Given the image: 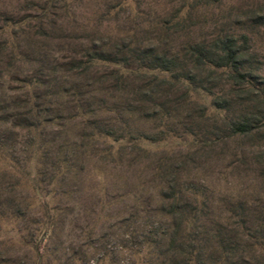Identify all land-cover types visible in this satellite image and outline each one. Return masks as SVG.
Returning a JSON list of instances; mask_svg holds the SVG:
<instances>
[{
	"label": "rangeland",
	"instance_id": "rangeland-1",
	"mask_svg": "<svg viewBox=\"0 0 264 264\" xmlns=\"http://www.w3.org/2000/svg\"><path fill=\"white\" fill-rule=\"evenodd\" d=\"M191 1L0 0V94L10 97L9 108L24 114L28 111L22 103L28 94L24 85L33 77H57L59 84L70 87L64 82L63 64L99 46L116 52L128 43L139 41L141 45L153 44L161 52L180 51L189 38L211 36L214 31L209 22L200 21L208 20L212 12L222 14L226 5L236 0H217L219 9L209 5L192 10L191 19L173 27L177 16L186 13ZM241 1L244 7L238 12L239 19L252 16L246 8H252L254 16L264 15V0ZM200 13L206 17L198 16ZM250 44L255 65L262 66L260 73H263L264 28L253 36ZM106 68L98 67L82 83L92 85L104 75ZM207 77L203 72L196 79L207 87L213 83ZM137 80L129 79L125 91L113 93L131 110L139 106L135 99L140 96L132 91ZM98 89L103 91L100 86ZM214 89L217 93V88ZM162 90L153 105H144L147 109L143 117L136 113L121 118L119 112L118 117L101 114L104 123L115 128L120 119L126 122L133 137L138 132L148 135L149 141L139 146L131 142L117 146L101 141L92 148L87 146L82 138L83 126L74 118L72 105L64 99H53L52 106L62 119L59 125L44 129L47 141L51 140L47 158L51 159L60 143H75L82 149L76 157L78 172L73 171L60 189L54 188L57 193L53 197L47 194L48 172L36 176L35 165L24 163L23 157L15 155L20 158L21 167L18 178L9 181L19 179L16 194L28 205V219L44 222L51 217L53 208L57 210L53 236L43 257L37 259L24 242L14 244L19 264H140L146 224H164L152 211L157 205L158 191L169 190L170 185L182 191L189 201H192L191 190L198 202L204 200L209 214L206 223L211 229L210 242L217 245L213 230L225 233L234 244L236 256L231 263L264 264L261 246L264 243V106L252 102L228 114L234 120L240 119L246 114L242 109L247 108L260 115L262 123L249 134L227 137L223 125L227 113L215 110L213 95L185 84L174 87L167 84ZM223 90L228 94L235 88L226 84ZM93 95L92 99L87 98L88 104L94 109L102 108L108 97L103 92ZM5 105L4 102L0 106ZM159 111L170 116L161 119ZM8 127L0 126L5 137L11 142L24 141V131L10 132ZM109 148L111 155H100ZM7 166L8 163L2 164ZM15 230L14 223L1 227L0 239L5 241L4 245L11 244L9 238L17 237Z\"/></svg>",
	"mask_w": 264,
	"mask_h": 264
},
{
	"label": "trees",
	"instance_id": "trees-1",
	"mask_svg": "<svg viewBox=\"0 0 264 264\" xmlns=\"http://www.w3.org/2000/svg\"><path fill=\"white\" fill-rule=\"evenodd\" d=\"M216 2L218 1L192 0L187 6L186 13L182 12L177 16L173 27L184 25L191 19L192 10L194 12L209 5L217 9ZM242 4L241 0L230 2L222 10V14L212 12L208 20L204 14H198L205 18L200 23L208 21L214 33L208 37L201 35L195 39L189 38L184 49L177 52H161L155 45H141L139 41L128 43L116 52L105 46L88 49L84 56L73 59L61 67L65 75L63 78L66 79L64 82L69 83L70 87L63 83L59 84L57 77L42 79L36 76L25 83L28 94L22 103L26 104L28 111L24 114L9 108L7 99L10 97L0 94V105L4 102L6 104L0 106V126H9L10 132H25L24 141L18 142L15 139L11 142L5 137V130L0 131V229L4 224L14 223L17 236L9 238L11 244L6 245L5 241L0 239V264H19L20 259L14 252V244L23 242L26 246L28 244L30 253L35 254L37 259L43 257L44 250L53 236L57 212L54 211L56 207L53 208L51 217L44 222L32 217L28 219L26 210L28 205L16 194L19 179L9 181L13 177L18 178L21 167V160L15 155L23 157L24 163L28 161L34 164L36 176H42L44 171L48 172L50 180L46 183L47 194H52L53 197L57 193L54 188L60 189L61 184L73 174V171L78 172L75 170L76 157L82 149L75 143L66 141L60 143L52 152L51 159L47 158L50 152L47 147L51 140L47 141L43 134L44 129L59 125V120L62 119L59 111L52 106L53 99H64L66 104L72 105L74 118H78L83 126L82 138L91 148L97 141L117 146L124 142L139 146L140 143L149 141V136L144 133L138 132L133 137V133L127 129L126 122H121V119L118 128L110 123L105 124L101 114L109 113L118 117L116 113L119 112L121 118L136 113L143 117L146 114L144 110L147 109L144 105H153L159 92L163 91L162 86L165 87L167 84L169 87L185 84L193 87V90L199 88L213 95L212 104L215 110L227 113L223 118L227 137L236 134L246 135L259 128L262 123L261 116L247 108L242 109L246 114L240 119L234 120L228 115L240 111L244 105L248 107L252 102L254 105L256 103L264 106V72L260 73L262 66L255 65L250 44L253 36L264 28V15L254 16V10L246 8L249 16H252L239 19L238 12H242L244 7ZM232 12L235 13L233 17ZM130 37L132 38V35ZM100 66L107 67L104 75L98 77L92 85L83 84L82 80ZM203 72L207 73V78L213 80L212 85L205 87L196 79ZM166 77L168 78L165 79ZM131 78L138 79L137 85L132 89L135 95L140 96L135 99L139 103V106L136 105L137 110L126 108L127 106L113 95L114 92L125 91ZM226 84L235 90L225 93L223 88ZM99 86L103 91L98 89ZM213 88H217V93ZM95 92H103L108 97L105 105L98 108L99 111L91 108L87 102V98L92 99ZM159 114L161 119L170 116L161 111ZM110 148L106 149V152L101 151L100 155L104 157L111 155ZM3 163H8L9 166L2 167ZM191 191L189 194L192 201H189L188 198H184L182 191L174 188V185H170L169 190L159 189L157 205L152 211L164 224L157 223L155 226L151 222L146 224L148 230L143 239L145 249L142 254L141 250L138 252L141 255L140 264H233L232 257L236 256L234 244L226 238L225 233L217 229L213 230L212 235L216 237L217 245L214 246L210 242L211 229H208L206 223L209 215L207 205L204 200L198 202L197 195ZM193 194L196 202H193ZM261 246L264 247V243H261ZM234 262L240 264L239 261Z\"/></svg>",
	"mask_w": 264,
	"mask_h": 264
}]
</instances>
